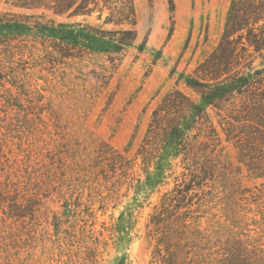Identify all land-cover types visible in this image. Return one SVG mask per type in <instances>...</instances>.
I'll return each instance as SVG.
<instances>
[{"label":"rangeland","instance_id":"1","mask_svg":"<svg viewBox=\"0 0 264 264\" xmlns=\"http://www.w3.org/2000/svg\"><path fill=\"white\" fill-rule=\"evenodd\" d=\"M233 1L135 0L138 39L115 60L34 38L0 49V264H162L167 218L264 253V49L247 45L264 22L225 45L243 92L206 107L186 83L205 79Z\"/></svg>","mask_w":264,"mask_h":264},{"label":"trees","instance_id":"2","mask_svg":"<svg viewBox=\"0 0 264 264\" xmlns=\"http://www.w3.org/2000/svg\"><path fill=\"white\" fill-rule=\"evenodd\" d=\"M5 1L14 9L26 13L0 12V49L20 48L18 44L22 39L34 38L36 43L41 45L49 43L52 51L63 58L97 53L107 54L115 60L127 48L133 47L138 39L134 29L137 25L135 0ZM170 4L174 6L173 0H170ZM45 14L66 19L91 18L96 15L98 20L102 21L103 26H112L113 29L105 30L103 26L95 27L83 22L45 21ZM261 22H264V1L258 3L256 0L233 1L219 47L198 68L205 79L197 80L189 77L186 81L187 85L200 96V101L204 106L216 107L221 101L227 100L235 93L243 92V89L247 87L245 79L230 77L228 69L230 61L224 49L231 37L235 35L243 37L244 32L250 31L252 26ZM124 27H129V29H124ZM248 36L247 45L255 51H263L264 32L261 37L253 34ZM200 109L193 105L191 109V114L194 115L193 120L200 117L198 112L206 113L205 110ZM191 128V124L187 122L173 126L171 136L179 146L183 145L187 132ZM172 202L173 199L167 206L165 205L167 202L164 207L162 206L165 213ZM167 220V225L176 223V226L170 228L172 232L167 230V233L163 235L164 243L168 239L175 240V243L173 247L170 246L166 250L168 258L163 257L162 264H264V253L259 249L250 248L240 240L227 242L221 248L216 249V245L199 232H188V226L184 220L181 222L180 220L171 222L169 218ZM164 222H166L165 219L153 220L155 226ZM159 256H161V251ZM118 264L126 263L123 261Z\"/></svg>","mask_w":264,"mask_h":264}]
</instances>
